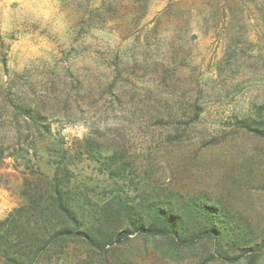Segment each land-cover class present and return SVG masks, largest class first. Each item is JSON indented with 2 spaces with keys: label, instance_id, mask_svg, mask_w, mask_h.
I'll use <instances>...</instances> for the list:
<instances>
[{
  "label": "rangeland",
  "instance_id": "374dc122",
  "mask_svg": "<svg viewBox=\"0 0 264 264\" xmlns=\"http://www.w3.org/2000/svg\"><path fill=\"white\" fill-rule=\"evenodd\" d=\"M262 107L264 0H0V222L63 162L97 202L213 204L261 248L133 236L42 264H264Z\"/></svg>",
  "mask_w": 264,
  "mask_h": 264
},
{
  "label": "trees",
  "instance_id": "16d2710c",
  "mask_svg": "<svg viewBox=\"0 0 264 264\" xmlns=\"http://www.w3.org/2000/svg\"><path fill=\"white\" fill-rule=\"evenodd\" d=\"M104 3L92 10L90 19L102 17L100 10ZM22 113L26 120L38 123L42 119L29 109H23ZM248 122H242L244 129L264 137L263 107ZM88 149L91 160L102 163L96 148ZM107 166L112 169V164ZM72 174L63 162L53 176L39 174L38 182L30 184L24 194L25 204L0 222L1 264H42L54 250L72 242H82L102 253L133 236L169 239L175 245L213 239L243 253L252 252L251 258L261 248L245 240L242 230L213 204L191 200L184 212L179 213L158 202L149 203L147 211H143L138 207L140 204L114 194L97 202L82 187L72 185ZM115 174L119 173L111 172L112 176Z\"/></svg>",
  "mask_w": 264,
  "mask_h": 264
}]
</instances>
